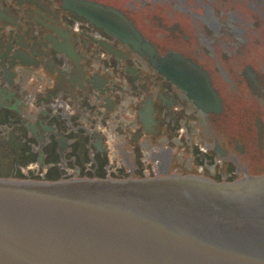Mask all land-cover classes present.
Here are the masks:
<instances>
[{"label":"flooded vegetation","instance_id":"1","mask_svg":"<svg viewBox=\"0 0 264 264\" xmlns=\"http://www.w3.org/2000/svg\"><path fill=\"white\" fill-rule=\"evenodd\" d=\"M69 1L0 0L1 180L264 176V67L259 79L245 62L252 46L233 7L84 0L119 10L159 56L202 68L221 101L205 112Z\"/></svg>","mask_w":264,"mask_h":264},{"label":"water","instance_id":"2","mask_svg":"<svg viewBox=\"0 0 264 264\" xmlns=\"http://www.w3.org/2000/svg\"><path fill=\"white\" fill-rule=\"evenodd\" d=\"M264 34L262 0H231ZM68 8L145 56L203 111L220 100L207 73L157 54L121 12L84 0ZM0 264H264V177L0 180Z\"/></svg>","mask_w":264,"mask_h":264},{"label":"rangeland","instance_id":"3","mask_svg":"<svg viewBox=\"0 0 264 264\" xmlns=\"http://www.w3.org/2000/svg\"><path fill=\"white\" fill-rule=\"evenodd\" d=\"M220 2L224 3L223 10L228 11L231 7L234 9V12L243 22L240 27L245 30V39L252 47H250V55H245V62L247 64L252 65L254 70L259 75V79H261L262 73L261 68H263V63L260 61L262 58V54L264 51V34L258 29V27L247 17V15L231 0H220ZM250 24V25H249ZM252 26V27H250ZM250 27V28H249ZM258 41V43H256Z\"/></svg>","mask_w":264,"mask_h":264}]
</instances>
